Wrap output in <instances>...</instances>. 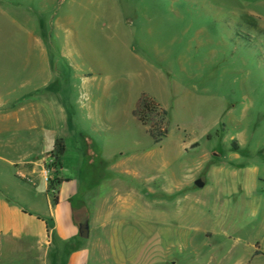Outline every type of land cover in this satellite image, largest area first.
<instances>
[{"label":"rangeland","instance_id":"1","mask_svg":"<svg viewBox=\"0 0 264 264\" xmlns=\"http://www.w3.org/2000/svg\"><path fill=\"white\" fill-rule=\"evenodd\" d=\"M22 97L33 126L11 134L30 139L24 153L45 151L51 179L76 191L58 206L42 165L25 181L38 206L24 209L118 210L137 181L117 162L156 187L149 213L135 204L107 235L77 239L91 248L85 264H264L251 260L264 238V0H0V118ZM144 100L167 111L145 118L165 130L159 143L134 116ZM182 152L190 165L220 153L207 173L226 172L194 197H169V163Z\"/></svg>","mask_w":264,"mask_h":264},{"label":"crops","instance_id":"2","mask_svg":"<svg viewBox=\"0 0 264 264\" xmlns=\"http://www.w3.org/2000/svg\"><path fill=\"white\" fill-rule=\"evenodd\" d=\"M24 88L26 87L21 85L20 89ZM30 106V103L23 102L22 97L19 105L10 108L8 116L0 118V152L13 158L8 159L0 155V161L5 164L3 175L5 183L1 188L5 191H2L0 196V264H57L59 257L66 252L67 256L63 264H85L91 261L92 254L90 246H76L77 239L81 238L79 224L88 220L90 232L93 228H97L107 235L113 219L117 216L120 217L128 207L141 204L145 207L144 212L149 213L148 209L152 208L151 197L156 195V187L153 186L151 179L145 173L136 169H126L122 162H117L112 167L116 172L132 175L137 181V185H134L120 199L118 210L90 215L86 210L77 211L71 207V210H68L69 216L64 218L57 214L38 213V209L35 211L24 209L28 203L36 208L38 206L33 192L25 184V181L31 182V178L34 176L41 178L42 165L46 161L47 154L45 151L37 156L29 152L24 153V148L29 145L30 139L21 140L11 134L29 132L30 126H33V121L29 116ZM8 134L12 137L10 136L4 141L1 137ZM196 146L198 144L188 145L191 148ZM188 147L184 146L185 151L188 150ZM192 157L194 161L192 165L189 164V157L184 152L180 159L178 157L169 163V197L196 196V193L205 189L210 181L216 179L219 181L220 176L226 172L223 166L219 167L222 164L220 153H206L203 156L193 155ZM212 158H217L215 161L221 162L220 165H215L207 173V165ZM235 158L238 157L235 156ZM199 175L205 183L203 188H199L195 184ZM21 180L24 182H20ZM247 180H249L247 184L252 183V177ZM51 182V185L45 184V188L46 190L51 187L57 189L58 206L66 204L70 206V202L76 194L75 189L71 188L74 181L60 179L55 173ZM30 195L34 197V200H29L31 199ZM240 196L242 195L240 194ZM46 201L49 203L48 194ZM261 241L262 248L260 250L256 244L252 246V261L264 260V238ZM68 243L74 247L70 252Z\"/></svg>","mask_w":264,"mask_h":264},{"label":"trees","instance_id":"3","mask_svg":"<svg viewBox=\"0 0 264 264\" xmlns=\"http://www.w3.org/2000/svg\"><path fill=\"white\" fill-rule=\"evenodd\" d=\"M138 109L134 111V116L137 117V119L145 126H149V124L147 123V120L145 119L147 114L157 113V115L167 116V111L160 109L159 105L151 100H146V101L144 100L143 104H141L140 102L138 105ZM157 127H158V124L150 125L148 127V132L150 136L155 140V142L159 143L162 140V137L165 135V130H163V132L158 130L159 131L158 133H160L158 134L156 131ZM58 146L62 148L61 147L62 142H58ZM56 201H58V198H56ZM68 248H69V252L73 250V247H71L70 245L68 246Z\"/></svg>","mask_w":264,"mask_h":264},{"label":"water","instance_id":"4","mask_svg":"<svg viewBox=\"0 0 264 264\" xmlns=\"http://www.w3.org/2000/svg\"><path fill=\"white\" fill-rule=\"evenodd\" d=\"M195 184L199 188H203L205 186L203 179H198ZM79 235L82 239H88L90 237V225L88 220H85L79 224ZM175 263L176 262L173 264Z\"/></svg>","mask_w":264,"mask_h":264},{"label":"built area","instance_id":"5","mask_svg":"<svg viewBox=\"0 0 264 264\" xmlns=\"http://www.w3.org/2000/svg\"><path fill=\"white\" fill-rule=\"evenodd\" d=\"M54 169H55V160H51L49 163H47V162L43 163L42 173L44 174L46 181L48 183H50L52 180L50 177V174H51V172H53Z\"/></svg>","mask_w":264,"mask_h":264}]
</instances>
